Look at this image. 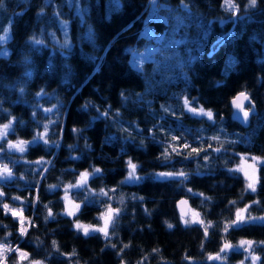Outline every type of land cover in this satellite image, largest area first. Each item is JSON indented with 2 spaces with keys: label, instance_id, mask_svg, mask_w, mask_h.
I'll list each match as a JSON object with an SVG mask.
<instances>
[{
  "label": "trees",
  "instance_id": "obj_1",
  "mask_svg": "<svg viewBox=\"0 0 264 264\" xmlns=\"http://www.w3.org/2000/svg\"><path fill=\"white\" fill-rule=\"evenodd\" d=\"M247 3L235 0L234 15L223 0H0V37L10 26L0 40V127L11 122L0 139V166L11 171L0 182V241L29 253L22 264H252L235 250L208 259L225 242L264 240L258 220L224 231L246 206L245 217H264V163L255 192L232 170L241 154L264 158V0ZM242 91L257 109L247 128L231 118ZM185 97L213 118L188 111ZM16 141H26L23 153L9 147ZM192 148L204 151L189 157ZM129 162L142 179L122 184ZM180 171L183 183L156 175ZM84 172L86 187H72ZM67 194L80 205L74 215ZM183 197L197 215L187 224L176 209ZM4 203L23 205V237ZM109 208L120 213L107 240L76 228L100 226ZM252 251L264 264V245ZM6 255V264L18 259Z\"/></svg>",
  "mask_w": 264,
  "mask_h": 264
},
{
  "label": "snow or ice",
  "instance_id": "obj_2",
  "mask_svg": "<svg viewBox=\"0 0 264 264\" xmlns=\"http://www.w3.org/2000/svg\"><path fill=\"white\" fill-rule=\"evenodd\" d=\"M182 2H183V0H182ZM256 5H257V0H248V3L245 5V7H255ZM222 6H226L225 10L226 11H232L234 15L237 12H239V5L235 4V0H223V5ZM63 23L66 24L67 22L65 21ZM9 31H10V26H9V28L4 29L5 35L3 37H0V40L6 41L7 38H8ZM32 39L35 41V37H32ZM36 42L37 43H43V41H36ZM65 43H67V41H65ZM21 91H23V90L21 89ZM38 95H40V94L38 93ZM244 101H249L250 104H251V107L254 108V103L250 101V97H249V95L246 92H240L236 97H234L233 100H232V104L235 106V108L243 111V118L246 120L248 115H249V111L248 110H243L244 109ZM184 104H185V106H188L190 104V101H188V99L186 97L184 98ZM85 107H87V105H85ZM187 110L191 111L192 113L197 114V115L206 116L209 119H212L213 115H214L212 113V111H210V110L205 111L202 107L201 108L188 107ZM45 111H51V109H47ZM165 111L167 112L168 110L165 109ZM100 115L107 117L108 116V110H105L103 113H100ZM10 125H11V122L9 124L3 125L2 128H0V139H3V138H5L7 136L8 129L10 128ZM43 127L45 128V130H47L49 125L45 124ZM73 131L75 132L76 129H73ZM45 134H46V132L45 133H38L36 136H34L32 142H38L40 139H43ZM152 135H153V139L155 140V134L152 133ZM172 140L173 141L179 140V137L173 136ZM32 142H28V143H32ZM44 142L47 143L46 140ZM25 143H26L25 141H19L15 145L9 144V147H15L20 152L23 153L25 151V148L22 147V145L25 144ZM56 143H57V146H59L58 142H56ZM159 143L163 144L164 142L163 141H159ZM68 147L71 148L72 146L69 145ZM188 147H189L188 144H184L183 145V148H188ZM209 147H211V145H209ZM0 150H2V147H0ZM172 151L176 152L177 155L180 154L178 149H177V147H175V146L172 148ZM201 151H204V149L192 148L191 152L188 153V156L191 157L193 153H195L197 156H199V153ZM216 151H220V149H216ZM165 158L167 159V155L165 156ZM251 159L253 161H256V160H259L260 158L251 157ZM29 163L41 164V163H44V161L40 160V161L29 162ZM128 167L130 168V171L128 172V176L125 178L124 181H121L120 183H122V184L123 183H130V182H134V181H138V180L142 179V177H138V176L135 175V170L137 168L136 164H133V163L129 162ZM197 171H199V170L197 169ZM93 174L94 175H99L100 174V170L94 168L93 169ZM245 174L247 175V173H245ZM157 175L165 176V177H177L178 176V177L183 178L181 180V183H183V181L187 179V174H185L182 171L177 172V173H160V174H157ZM0 176H3L4 178H9L11 176V171L7 168L6 165L4 166L3 172H0ZM88 176H89V173H87V172L81 173L80 181L76 185H74L72 187H76V188H84V187H86V183L85 182H86ZM52 187H55V186H52ZM247 189H251L253 192H255V190H256L255 183H248ZM101 195H107V193H104L103 190H102L101 191ZM200 195H202V194H200ZM3 196H4V193L0 192V198H2ZM13 199H20V198L19 197H14ZM85 199L87 200L88 198L86 197ZM230 203L234 204L235 202H230ZM254 203L258 204L259 201H254ZM75 207L77 209H79L80 205H76ZM247 207L248 206H246L245 209H240V210H238L236 212V219L232 220L231 225H226L225 226V228H224L225 232L228 230V227H239L241 224L248 223V222H253L254 223L257 220L264 222V217H253V216H250V215L245 217L244 215H242V213L247 211ZM3 208L11 211L12 216L14 218H19L20 227L18 229V232H19L21 237L26 235L27 234V227H25L26 218L23 216V209L22 208L20 210L10 209L9 205H7V204H3ZM119 213H120V209L119 208H116V209L109 208L107 210V212L104 214V224H105V226L102 227V228H92V231H99V232L103 233L105 239L107 240L108 236H109L108 225L110 223H112L113 216L114 215H118ZM49 215H51V212H49ZM69 215H74V213L70 212ZM199 222L201 224H203V221H199ZM185 223L187 224L188 221H185ZM28 226L29 227L32 226L30 221H28ZM75 226H76V228L78 230L79 229H83V232H84V234L86 236L89 234L90 226L81 225L79 223H77ZM3 227L7 228V225H3ZM169 227H171V225H169ZM207 231H208V229H207V227H205L204 228L205 236L207 235ZM8 235H11V233H8ZM53 244L55 245V241L53 242ZM257 244L258 245H264V240L259 241V242L252 241V240H240L238 242V244L235 245V246L232 245L231 243L225 242L223 244V246L220 248L219 252H217L215 254V256L210 254L208 256V259L226 261L227 260V253L229 251H233V250H236L237 248H241V249H244L248 253V255L245 256V259H248V257L250 256L252 261H253V264H255V262L257 260H259V257L254 255L252 249H253V245H257ZM111 247L115 248L116 245H111ZM123 247L124 248H128L129 245H124ZM120 251H122V249ZM13 252L18 254V259H14L13 260V264H22V262L24 260H27L29 258V253L22 251L18 247L13 248L11 246V244H10V241L8 243H4V242L0 241V264H6V261H7L6 253H13ZM153 252H158V249H153ZM29 264H43V261L30 260ZM240 264H244V261H241Z\"/></svg>",
  "mask_w": 264,
  "mask_h": 264
},
{
  "label": "rangeland",
  "instance_id": "obj_3",
  "mask_svg": "<svg viewBox=\"0 0 264 264\" xmlns=\"http://www.w3.org/2000/svg\"><path fill=\"white\" fill-rule=\"evenodd\" d=\"M65 21L66 20H63V19L60 20L61 25H63L62 26V30H63V40H62V42L65 43V41H67V43H68L69 40H70V37H69V27H68V22L67 21H66L67 22L66 24L63 23ZM188 107H191V108H201V107H196L193 104H189L187 106V108ZM0 128H2V126ZM17 142H19V141L13 142L12 145H15ZM29 144H31V143H29ZM22 147L25 148L26 147V143L23 144ZM12 148L15 149V150H18L15 147H12ZM251 157H258V156H252V155H248V154H241V155H239V160L237 161V163L235 164V166L232 168L233 171L239 173L244 178V180H245V188L246 189H247L248 183H255V185L257 187V184H258V181H259V167L264 163V158H262V157H258L260 159L259 160H256V161H253L251 159ZM3 170H4V167H1L0 166V172H3ZM245 173H247V175ZM158 174H160V173H158ZM135 175H136V173H135ZM89 177H90V175L88 176V178ZM157 177H165V176L157 175ZM4 179H6V178H4L3 176H0V182H5ZM134 182H136V181H134ZM247 191H252V190L251 189H247ZM0 192H2L1 188H0ZM16 200L19 203L24 202V199L23 198L16 199ZM65 203H66V206L65 207H66V212L67 213H70L71 212V213H74L75 214L78 211V209L75 207L76 205H78V203L69 194H67L65 196ZM4 204L9 205V208L10 209L20 210L22 208L23 209V216L26 218L25 213H24L23 205H19V204L18 205H15V204H9V203H4ZM4 210H5L6 213L12 214L11 211H9L7 209H4ZM106 212L102 213L101 216H100V220H101V225L100 226L91 225V224H83L81 222H78V223L81 224V225L90 226V229H89V232L90 233L91 232H95V231H92V228H102V227L105 226V224H104V214ZM63 213L66 214V215H68L67 213H65V211ZM17 219L19 220V218H17ZM184 219L187 220L188 223H190L191 221H195L197 219V215L194 212H191L190 213V216L188 218H184ZM26 222H27V218H26ZM26 222H25V227H26ZM235 251H241V252H243L244 253V259H245V256L248 255V253L244 249H241V248H237ZM248 259L253 264V261H252V259H251L250 256L248 257ZM220 261H224V260H220ZM257 262H258V260L255 262V264Z\"/></svg>",
  "mask_w": 264,
  "mask_h": 264
},
{
  "label": "water",
  "instance_id": "obj_4",
  "mask_svg": "<svg viewBox=\"0 0 264 264\" xmlns=\"http://www.w3.org/2000/svg\"><path fill=\"white\" fill-rule=\"evenodd\" d=\"M242 92H246V91H242ZM247 94L249 95V93H247ZM249 97H250V101L253 102V100L251 99L250 95H249ZM232 100H231V108H232L231 118L234 121H236L237 123H239L242 127H244V128L249 127L250 122H251V118L257 114V109H256V106H255V103L253 102L254 103V108H252L249 101H244V109L243 110H248L249 111V115H248L247 119L245 120L243 118V111L235 108V106L232 104ZM176 209H177L178 214L182 218H188L190 216L191 206L189 204V201L186 198H184V197L180 198L176 202Z\"/></svg>",
  "mask_w": 264,
  "mask_h": 264
}]
</instances>
